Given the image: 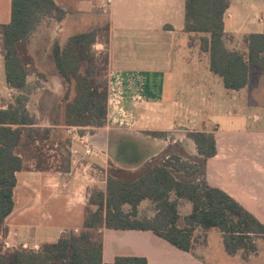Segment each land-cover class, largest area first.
I'll return each instance as SVG.
<instances>
[{
	"label": "trees",
	"instance_id": "trees-1",
	"mask_svg": "<svg viewBox=\"0 0 264 264\" xmlns=\"http://www.w3.org/2000/svg\"><path fill=\"white\" fill-rule=\"evenodd\" d=\"M230 5L231 0H185L181 33L189 49L208 59V71L221 78L226 90L242 91L252 77L264 73V33L238 37L226 32ZM66 15L55 0H11L10 22L0 24L5 84L16 91L0 108L2 237L15 207L16 173H67L71 168V140L54 141L52 129L76 127L83 133L107 125L108 55L95 46H108L109 27L72 35L62 46L57 28ZM53 75L63 84L61 94L40 89ZM146 134L167 137L166 132ZM186 138L193 152L173 139L136 169L110 164L106 185L89 192L81 231H66L57 242L42 243L39 251L4 249L0 242V264H148L139 256L104 263L103 242L96 235L102 229L151 231L202 261L195 250L207 246L209 233L216 230L213 240L219 243L214 245L228 258L252 264L251 258L264 252V224L208 183L206 164L217 153L213 132L191 131ZM145 202L153 206L152 215L143 213ZM183 204L190 205L186 214L181 213Z\"/></svg>",
	"mask_w": 264,
	"mask_h": 264
},
{
	"label": "crops",
	"instance_id": "crops-1",
	"mask_svg": "<svg viewBox=\"0 0 264 264\" xmlns=\"http://www.w3.org/2000/svg\"><path fill=\"white\" fill-rule=\"evenodd\" d=\"M55 1L67 11L57 28L62 46L72 35L109 27L108 46L101 42L95 46L99 54L108 55L107 125L82 133L94 146L91 157L84 155L82 144L70 145L71 168L76 164L77 168L92 167L93 181L83 177L81 168L82 175L77 178L55 171L16 173L15 207L6 220V236L0 235V242L9 244L4 249L55 243L66 231H81L90 190L100 182L99 176L106 185L110 164L121 166L111 154L112 142L135 145L134 151H129L135 159L124 168L136 169L176 140L193 152L186 138L191 131L215 135L217 153L206 164L208 183L226 192L264 224V73L252 77L242 91L225 89L226 98L220 90L212 104L211 98L203 97L209 80H213L207 67L192 74L182 66L176 68V40L184 26L185 0ZM261 4L263 0H231L224 18L225 31L238 37L264 33L251 30L248 20V13ZM10 19L11 0H0V24ZM1 74L5 82L0 56ZM41 83V90L57 94L64 90L56 75ZM5 93L0 90L4 107L3 99L11 100L16 91L10 92L6 85ZM207 106L214 109L213 115L207 113ZM59 130L62 135L56 137ZM148 131L166 132L167 137H152L146 134ZM171 132L177 137H171ZM52 135L56 140L69 138L67 128L62 126L54 127ZM65 180L68 185L63 188ZM96 235L103 242L104 263L114 262L117 256H139L148 264H240L228 258L221 246L220 256H214V248L207 257L200 255L203 262L151 231L102 229ZM251 263L264 264V252L252 257Z\"/></svg>",
	"mask_w": 264,
	"mask_h": 264
},
{
	"label": "rangeland",
	"instance_id": "rangeland-1",
	"mask_svg": "<svg viewBox=\"0 0 264 264\" xmlns=\"http://www.w3.org/2000/svg\"><path fill=\"white\" fill-rule=\"evenodd\" d=\"M230 12L234 13L236 16V13L230 9ZM248 20L250 22V26L249 28L253 31L255 30H259V31H264V4L261 6H259V8H257L256 10H251L248 13ZM177 42V57H176V68H181L184 67L188 73H194L197 69H205L207 67V63H208V59L202 55H199V53L197 52V50H191L188 48L187 46V42H188V38L186 35L184 34H180L176 40ZM104 53V52H103ZM0 90L2 91V93L6 92V84L2 79V74L0 75ZM208 88L204 90V94L203 97H206L207 100H210L212 104L213 102L219 97L220 94V90L223 92V97L226 98V90L224 88L223 82L221 80V78L217 77V76H213V80H209L208 82ZM6 94V93H5ZM3 99V98H2ZM7 99L9 98H4L3 101H8ZM1 100V99H0ZM237 104V102H235ZM235 103H231L234 104ZM230 104V105H231ZM235 108L236 105H235ZM207 113L212 114L214 113V109L209 108V106H207ZM212 121L214 120V117L211 116ZM62 130H59V132L57 133L58 135H56V137H61L62 135ZM171 137H177V133L176 132H171ZM54 135V134H53ZM53 138V137H52ZM54 141H58L55 138H53ZM111 144V151H112V156L115 158H118V162L121 165L120 167H127L129 165H131V163H133L132 159H135V154H130L129 151L133 152L134 151V144H131L130 142H121L118 143L116 142H112ZM57 145H55L56 147ZM122 148V149H121ZM53 153V152H52ZM134 156V157H132ZM132 157L131 159H126V158ZM132 161V162H131ZM100 178V182L98 183V185H96L95 187H93L92 189L96 188V187H104V183H102L103 177L99 176ZM141 208L143 209V213L145 212L146 214H150L152 215V210H153V206H151L150 203H143ZM190 210V205L189 204H183L181 207V213L182 214H186L188 213V211ZM72 226H74V224H70ZM217 231L216 230H212L209 233V237H207V246H199L195 252L198 255H202L207 257L208 252H212L213 250V254L214 256H220V252H219V248L216 247V245H214V243L218 244L219 242H215L213 240V236L214 234H216ZM202 241V237L200 239ZM208 264V263H207Z\"/></svg>",
	"mask_w": 264,
	"mask_h": 264
},
{
	"label": "built area",
	"instance_id": "built-area-1",
	"mask_svg": "<svg viewBox=\"0 0 264 264\" xmlns=\"http://www.w3.org/2000/svg\"><path fill=\"white\" fill-rule=\"evenodd\" d=\"M110 2V1H108ZM12 91H15L13 89H10V92ZM108 103H109V99H108ZM0 108H4V106L1 105L0 103ZM80 130L79 128H76V127H70V128H67V132H68V136L71 140V142H78L80 144H82V147H83V153L86 157H91L93 155V153L95 152V149H94V146L93 144L86 138L85 135H83L82 133H80ZM84 132V131H83ZM77 165V164H76ZM75 165V167L72 169L70 168L69 172L65 173L66 176H71L73 175L75 178L77 177H80L82 174L81 172L79 171V168L82 167H79L77 168ZM84 168H81L83 169V177L89 179L90 181H93V178H91V172L95 173V171L93 170L92 167L90 166H83ZM68 182L65 180L62 184V187L63 188H66L67 187V184ZM89 197V195H88ZM76 231V230H75ZM78 232V231H76ZM4 248H9V244L7 242L4 243L3 245ZM21 248L23 249H26V250H31V251H39L40 250V246L39 245H32V246H29V245H22Z\"/></svg>",
	"mask_w": 264,
	"mask_h": 264
}]
</instances>
